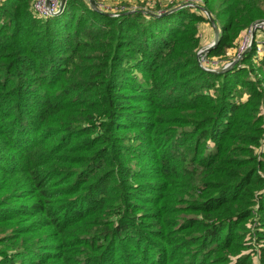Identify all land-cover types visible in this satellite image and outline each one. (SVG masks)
<instances>
[{"label": "trees", "instance_id": "16d2710c", "mask_svg": "<svg viewBox=\"0 0 264 264\" xmlns=\"http://www.w3.org/2000/svg\"><path fill=\"white\" fill-rule=\"evenodd\" d=\"M33 1L0 0V264H264L259 30L199 58L205 11L212 63L264 0Z\"/></svg>", "mask_w": 264, "mask_h": 264}, {"label": "rangeland", "instance_id": "374dc122", "mask_svg": "<svg viewBox=\"0 0 264 264\" xmlns=\"http://www.w3.org/2000/svg\"><path fill=\"white\" fill-rule=\"evenodd\" d=\"M88 1V0H86ZM97 3V6L104 10L108 11L110 13H116L119 11H131L134 12L139 9H145V10H153L162 13V11L170 8L171 6H175L177 3H173L172 0H95ZM159 5V7H158ZM182 6L179 4L177 7ZM157 7V9H155ZM160 9V10H159ZM63 11V8L61 7L58 12L55 13L56 15H59ZM156 13V12H155ZM206 15V13H204ZM207 16V15H206ZM208 17V16H207ZM200 36H201V50L208 48L210 45L213 44L214 38H215V31L211 24L208 23H202L200 26ZM249 36V33H243L241 38L239 39L238 43V49L237 50H231L230 54L225 59H219L215 58L212 63H210V66H213L215 69H221L222 66L225 65V63H230L233 59H236L239 55V49L243 41ZM258 40L264 41V34H258L257 37ZM200 50V51H201ZM209 64V62H208ZM256 261V260H255ZM257 262V261H256Z\"/></svg>", "mask_w": 264, "mask_h": 264}, {"label": "built area", "instance_id": "2783aa9c", "mask_svg": "<svg viewBox=\"0 0 264 264\" xmlns=\"http://www.w3.org/2000/svg\"><path fill=\"white\" fill-rule=\"evenodd\" d=\"M201 3H202L201 0H192L188 4H185V5H188V7H197ZM61 5H62V0H34L33 4H32V11H33V13L36 16H38L40 18H48L50 16L55 15V13L60 10ZM97 8L99 10H102L98 6H97ZM200 8H202V7H200ZM102 11H104V10H102ZM105 12H108V11H105ZM121 12H123V11H119V12L112 13V14L114 16H119V14ZM204 13H206V12H204ZM257 30H259L258 34H264V24H260ZM247 32L249 33V36L241 44L238 56L244 54L253 45L255 35L254 36L252 35V29H250ZM258 42H259V44H258V54H263L264 53V41L258 40ZM203 50H201L199 52V55L201 54V52ZM199 58H200V63L202 65H204L205 67H207V69H208V67H210V63L208 64V62L206 61V54L200 55ZM229 65H230V63L226 64L224 67L227 68Z\"/></svg>", "mask_w": 264, "mask_h": 264}, {"label": "water", "instance_id": "95a60500", "mask_svg": "<svg viewBox=\"0 0 264 264\" xmlns=\"http://www.w3.org/2000/svg\"><path fill=\"white\" fill-rule=\"evenodd\" d=\"M66 1L67 0H62V5L61 7L64 8L65 4H66ZM90 1V4L91 6L94 8V9H97V6L94 2V0H89ZM188 7V5H183V6H180V7H177V8H174L173 10L169 11V12H166V14H170V13H173V12H176L180 9H183V8H186ZM202 9V8H201ZM204 11V10H203ZM206 12V11H205ZM162 13L160 14H157V16H161ZM206 14L208 15V18L210 19L211 23H212V26L214 28V31H215V38H214V42L212 45H210L208 48L204 49L200 55H203V54H206L208 53L219 41L220 39V30L218 29V27L216 26L215 22H214V19L209 15L208 12H206ZM260 24H264V21L263 22H260V23H257L255 24L253 27H252V35L254 36L255 35V32L256 30L258 29L259 25ZM250 50V49H249ZM248 50V51H249ZM247 52V51H246ZM199 55V57H200ZM238 60L234 61L233 63H231L227 68L223 69V71L227 70L228 68L232 67L235 65V63L237 62Z\"/></svg>", "mask_w": 264, "mask_h": 264}]
</instances>
